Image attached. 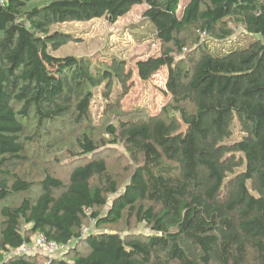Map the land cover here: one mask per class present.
I'll return each mask as SVG.
<instances>
[{"label": "trees", "instance_id": "trees-1", "mask_svg": "<svg viewBox=\"0 0 264 264\" xmlns=\"http://www.w3.org/2000/svg\"><path fill=\"white\" fill-rule=\"evenodd\" d=\"M33 1L40 0L0 3V264H38L42 254L11 253L36 233L67 246L49 264H264V0ZM137 4L146 5L143 18L156 38L176 48L135 64L144 81L166 67L171 100L157 114L106 128L110 145L122 139L135 162L124 187L100 157L104 143L86 133L75 142L84 162L66 181L19 176L28 119L47 134L65 119L87 123L93 89L103 85L107 98L117 83L124 95L131 79L122 58L97 64L54 55L72 36L53 25L116 21ZM227 19L258 37L216 53L196 42L175 59L186 29L222 40L232 34ZM235 120L241 136L226 142ZM125 214L148 231L81 235L84 218L101 228Z\"/></svg>", "mask_w": 264, "mask_h": 264}, {"label": "rangeland", "instance_id": "rangeland-1", "mask_svg": "<svg viewBox=\"0 0 264 264\" xmlns=\"http://www.w3.org/2000/svg\"><path fill=\"white\" fill-rule=\"evenodd\" d=\"M48 0L33 1L39 4ZM186 0H181L184 3ZM145 4L134 5L129 12L119 17L116 21H110L106 17H98L84 21H66L56 23L53 28L68 32L72 40L52 51L57 56L85 57L99 64L111 56L122 58L127 63V68L132 69L131 79L127 83V93L120 94L123 90L117 83L113 85L110 95L106 98L103 95L102 87L93 89V99L90 104V119L87 123H69L65 119L67 127L59 123L49 124L46 129L50 134L43 132L45 129L38 128L34 119H28L26 131L22 140L25 144V154L27 160L17 165L16 172L19 176L29 181L38 182L45 174L66 181L71 169L83 163L85 157H78L79 150L76 140L81 137V133H86L96 143H104L100 157L107 162L108 174L112 180L118 184L121 190L134 167V160L122 139L116 143L110 141L106 128L113 124L117 129L120 122L125 120H135L147 115L157 114L163 106L171 100V95L165 91V80L168 74L166 67H162L147 80H141L135 70L138 60L146 59L150 56L160 54L164 47L176 48L172 43L162 44L156 38L150 25L143 18ZM227 24L232 28V34L222 40H217L212 36H207L198 31L186 29L181 36L185 41V49L182 53L175 51L176 60L185 57V51L198 46L201 41L210 45L211 52H226L229 49H240L247 46L257 35H249L240 26L235 25L227 19ZM198 42V43H196ZM186 51V52H187ZM104 59V60H103ZM112 104V106L110 105ZM62 124V123H61ZM241 136L237 120L232 125V135L226 142L238 140ZM93 182H97L95 179ZM37 191V190H36ZM19 196L18 199H21ZM13 203L16 201L12 200ZM17 200L16 203H18ZM102 212L106 206L96 208ZM89 214V213H88ZM83 222L91 231L103 230L106 232L119 233H146L147 227L139 222L134 216L127 214L117 223H109L96 228L88 219ZM87 250L85 243L78 245V251ZM38 264H49L43 259V255L37 259Z\"/></svg>", "mask_w": 264, "mask_h": 264}, {"label": "built area", "instance_id": "built-area-1", "mask_svg": "<svg viewBox=\"0 0 264 264\" xmlns=\"http://www.w3.org/2000/svg\"><path fill=\"white\" fill-rule=\"evenodd\" d=\"M5 0H0L3 3ZM204 34V33H203ZM93 224V220H91ZM91 231L87 226L81 229V235H85ZM67 249L65 244H59L53 240H48L43 233H36L30 242H25L21 246L11 249L12 254L16 255H36L42 254L49 262L55 257L61 256Z\"/></svg>", "mask_w": 264, "mask_h": 264}]
</instances>
